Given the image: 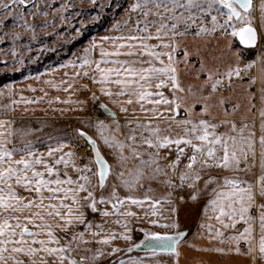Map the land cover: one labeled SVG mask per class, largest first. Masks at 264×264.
<instances>
[{"label":"snow or ice","instance_id":"6c2138e0","mask_svg":"<svg viewBox=\"0 0 264 264\" xmlns=\"http://www.w3.org/2000/svg\"><path fill=\"white\" fill-rule=\"evenodd\" d=\"M92 2L95 3V0ZM29 5L28 12L25 13L24 7ZM70 6L61 4L60 8L53 9V11L60 13ZM44 7L45 9L51 7L47 0L44 2ZM252 7L253 0H134L128 9L129 13H134L136 16L134 23H131L132 16L127 15L122 22L113 25L116 34L102 36L99 40L93 38L83 49L79 58L70 59L59 65L61 68L69 66L73 68L71 76L67 72L64 74L67 80H61L59 83L52 80L45 81L53 88H63L64 91H68L73 89L76 78L92 73L91 79L99 84V91L102 94L109 97L126 95L128 98L125 103L132 104L135 101L140 104L141 111L151 113L153 117L166 118L171 121L166 129H162L159 120L149 118H145L143 122L137 120L136 126L140 129V138L136 139L137 132L133 129L125 140H121L115 135V132L119 130L118 120L112 121L116 124V129H112L104 120H96L95 126L99 138L114 150L116 163L121 169L117 176L125 188H134L144 178L146 167L152 169L150 178L161 174L162 168L157 161L167 159L166 156H160L163 148L171 149L175 146V159L168 161L167 164L173 172L176 171L181 157L186 155L185 149H191V155L187 156L185 171L179 173L182 186L188 180H200V171L195 168L196 165H200V168L215 166L246 171L249 168L248 157L251 154L254 167L258 143L261 167L258 194L264 196V66L261 67L259 77L262 84L259 89L262 105L258 109L259 136H257L254 121L250 126L247 119H242L238 124L235 119L229 118L236 113L239 108L238 104L231 105V112H229L225 107L226 98L223 96H220L214 104L208 103L219 88L225 87L223 83L225 79H227V87L230 88L231 78L233 76L242 78V68L247 71L256 61L228 67L223 73L205 68L201 63L200 72L206 74L203 86L210 85L211 88L207 96L186 101L184 97L175 95L177 90L185 91L180 85L175 67L179 63L175 58V53L179 48V41L176 38L188 35L189 29L193 27L197 29L194 33L197 36L209 32L215 33L217 29H222L221 34L224 36H239L242 43L256 45L258 39L264 40V36H258L252 24L253 17L250 14ZM260 11L261 21L264 23V0L260 2ZM48 15L47 10L42 11L41 9V0H0V30L7 28L6 21L11 18L14 27L30 32L31 39L34 40L37 25L30 22L28 17L47 18ZM206 15L211 17L210 28L207 26ZM61 20L63 22V17ZM47 24L48 20L44 19L42 25L46 27ZM125 28L129 30L125 31ZM229 28H231V33L227 31ZM9 35L15 41L22 33L11 29L3 33L4 38ZM165 37L171 39H165ZM153 39L157 43H150ZM105 44H110L111 47L106 48ZM97 50L98 57L94 55ZM145 55L148 57L146 60L140 59ZM188 55L185 49L183 53L185 63H187ZM121 57H133V59ZM162 57H167V63ZM46 71L53 72L55 69L50 68ZM39 78L40 76L37 75L36 79ZM257 79V76H249L250 88L256 84ZM152 81H156L157 89L169 85L173 91V97L168 98L162 91L153 92L151 90ZM65 84L66 87H63ZM113 85L117 88L115 92ZM4 87L11 94V86L5 85ZM29 87L31 88V85ZM84 87L86 88L87 85ZM32 90L35 91L34 88ZM188 90L191 92V86ZM255 95V92L249 93L250 102ZM70 97L71 94L65 101H60L59 96L53 99L63 103H84V101H72ZM153 97H158V99ZM92 98L96 99L95 93H92ZM43 99L44 97L40 96L35 97L34 100L24 98V103H36ZM19 102L12 101L14 104ZM113 102L119 103V101ZM48 103L51 104L52 100ZM145 103L151 104L152 107L145 108ZM182 103L184 104V117L181 119L179 113ZM161 104L167 107H160ZM197 104L203 106L194 118L193 113ZM217 104L221 106L217 112L223 113L225 117L223 119H215L211 111ZM100 107L107 109V105L104 104ZM251 107H255V104H251ZM251 107L248 111H251ZM120 108L121 111H127L123 103L120 104ZM165 113H171V115L165 117ZM110 115L115 117L116 114L110 112ZM127 123L131 124L132 121H127ZM173 123L182 126V134L175 136L170 134ZM221 126H228V130L217 131ZM76 131L88 141L94 153L97 166L94 174L98 175L97 183L101 189L99 196L94 190L95 185L88 183L87 173L92 171L90 164L78 166L72 159L75 155L73 150L63 151L68 143L67 140L57 138L55 147L49 146L46 152L39 154L31 141L19 148L9 147L11 143L9 138L12 135L11 124L0 120V264H89L90 261L94 262L101 257L106 246L112 245L115 239L132 240V228L129 226L131 221L128 217L136 214L123 206L125 201L141 204V199L132 195L121 197L115 186L112 187L109 195H104L103 190L112 170L111 165L102 155L96 138L83 129ZM145 132L147 135L144 134ZM48 139L51 141L53 137ZM182 144L183 147H181ZM138 145H146L147 148H141ZM125 149L128 151L125 152ZM17 153H21L19 158H16ZM56 153L59 155L57 156ZM145 155L147 159L144 158ZM46 156L51 159H46ZM132 158H138L136 166L128 168L125 174L124 169L127 162ZM242 161L245 163L244 169L240 168ZM61 165L63 168L59 167ZM69 165L80 173L75 180L66 171ZM62 171L63 175H61ZM163 174L167 175V173ZM213 180L215 177L209 176L205 185L207 186ZM166 183L171 186L173 181L169 179ZM189 186L194 187V184ZM19 189H23L29 195H22ZM213 194V198L204 207V215L207 216L211 212L219 227L204 222H201L200 227L207 228L209 240L219 239L221 244L227 240L229 244L235 245L227 249L216 247L213 250L221 253L225 251L241 253V242H243L248 246L243 254L251 255L253 264H255L257 251L260 257L264 258V203L256 205L257 191L254 185L236 176H224L223 186L214 188ZM195 198L193 195L192 199ZM149 199L151 198L147 195L143 197V200ZM158 203L159 201H154L153 205ZM101 204H110L111 210L100 208ZM254 206L259 208L257 215L251 212ZM89 209L93 213L99 212L103 217L117 216L118 219L114 223L119 225L123 231L117 232L114 228L106 229L104 227L106 221L94 223L93 220L87 219ZM25 212L29 214L25 215ZM257 221L260 233L258 239L254 235ZM238 222H243L242 230L237 229L225 237L223 229H236ZM149 223L156 225L158 221L153 219ZM78 225H84V229L74 230ZM163 226L179 227L175 222ZM58 230L64 235H58ZM141 231L144 232V238L138 243L131 244L126 251L131 252L133 248L144 246L146 255L155 256L158 252H170L175 254L178 264L180 256L178 245L180 238L184 235L183 232H156L147 228ZM101 232L106 234L100 235ZM86 233H90L91 238L96 239L99 247L95 250L86 248L85 251L89 254H82L77 258L72 255L73 251L82 245L91 243ZM111 251L115 253L121 249L112 245ZM49 257L52 259L49 260ZM118 264H142V261L140 258H129L126 261H119Z\"/></svg>","mask_w":264,"mask_h":264},{"label":"rangeland","instance_id":"374dc122","mask_svg":"<svg viewBox=\"0 0 264 264\" xmlns=\"http://www.w3.org/2000/svg\"><path fill=\"white\" fill-rule=\"evenodd\" d=\"M45 0H41V9L47 10L49 15L47 18L43 16H37L35 18L28 17L30 22H33L37 25L36 28V39H31V33L25 32L22 28H16L13 25L12 19L9 18L6 21L7 28L0 30V79L6 76L13 77L18 74L21 75V78L17 80L24 79L29 76L39 75L41 73H46L47 69H59V65L66 63L70 59L79 58L83 49L88 46L89 42L92 38L100 32H97L91 36H88L85 41L77 44V41L89 32L91 27L96 29L98 25L105 22L107 23L105 29L109 27L113 32V25L117 22H122L127 15L132 16L131 23H134L136 16L134 13H129V5L134 2V0H95V3L92 0H47V3L51 5V7H44ZM260 2L261 0H253V7L250 9V14L253 17L252 24L258 30V36H264V23L261 21V11H260ZM61 4H69L70 7H66L62 12L57 13L54 12L53 9L60 8ZM29 6L24 7L25 13L28 12ZM63 17V22L61 20ZM44 19L48 20V24L46 27L42 25V21ZM207 20V26L211 27V17L205 16ZM223 19L222 17L220 18ZM199 23V21H198ZM14 30L17 32H21L22 35L13 41L11 35L7 38H4L3 33L5 31ZM79 29V31H77ZM125 31L129 29L125 28ZM154 30V29H153ZM197 29L193 27L189 29V33H195ZM103 31V30H102ZM222 29H217L215 33H206V34H221ZM231 33V28L227 30ZM234 45L239 47V50L244 58V64L250 61H256V63L248 69L251 71L249 75L257 76L258 78L261 75V67L264 66V40L258 39L256 45L243 46L239 44L237 40V36H233ZM15 49V51H13ZM243 72H245L243 70ZM17 80H11L5 82L2 86H0V119L11 121V125L13 126V138L10 140L9 147H21L24 143L31 141L34 148L37 150V154L40 152H46L49 146L55 147L56 139H64L67 140L68 143L63 149L64 152H67L69 149H72L75 153L72 158L78 166H82L84 164H90L92 171L87 173L89 180L88 183L91 185H95V192L97 196H99L101 189L98 186L97 180L98 175L94 174L96 172V164L94 160V153L91 149H89L88 141L81 137L79 133L76 131L77 129H83L84 131H88L91 136L97 139V145L105 157L111 165V172L107 177L106 186L103 190L104 195H109L111 193V189L113 186L116 187L118 194L123 197L127 195H132L134 197H138L141 201H172L174 205L175 211H173V222L179 225L178 228L169 227L166 230L158 228L156 225H152L149 223L150 220L156 219V217H150L149 210H141V209H129L131 212L135 213V216L128 217L131 221L130 227L132 228V240H125L123 238H117L112 242V245L119 247L121 251L112 253L111 248L112 245L106 246V249L103 252V255L97 260L90 261L89 264H118L121 260H128L129 258H140L142 264H155L151 262L150 255L145 254V250H136L132 249L131 252L126 251V249L134 243H138L141 239L144 238V232L141 229L147 228L150 231H166L168 233H175L176 231L183 232L184 235L180 238V243L182 241L188 239L190 236L195 233L201 234L203 239H208V231L206 227H200L201 222L212 223L215 227H219L215 216L209 212L207 216L204 215V207L207 205L208 201L213 198V189L218 186H223V177L224 176H236L242 181L250 182L254 185V189L256 190L257 180L261 174L260 167V151L259 145L257 143L256 147V160L255 166H252V156L249 154L248 157V165L249 168L246 171H236L234 169H224L222 167H204L200 168V165H196L195 168L200 171V180L192 181L188 180L183 183L181 186V181L179 179V173L181 171H185V164L187 163V156L191 155V149H185L186 155L181 157L180 163L178 164L176 171L173 172L170 167H167L168 161L175 159L176 152L175 146L171 149L163 148L160 151V156H166L167 159H160L157 161L161 165L162 172L159 175H156L153 178H150L152 169L146 167L144 169L145 176L144 178L132 189L125 188L121 182L117 173L121 171L120 167L116 163V157L114 154V150L109 148L103 140L99 138V134L97 132L95 123L97 119L104 120L106 124H108L112 129H116V124L112 123L113 120L119 121V130L115 132L117 138L121 140H125L127 135L135 129L137 132L136 139H139L140 129L136 126V121L140 120L144 121L145 118L159 120L160 127L162 129H166L167 124L171 123L166 118L153 117L148 114H137V113H120L117 118L108 115L102 107L101 104H105L103 99L96 97L91 101V107H85L84 112L81 114H67L63 115V119L59 120H50L44 121L40 120L38 116L29 115L27 113L13 114L12 110V102H11V94H9V90L5 88V85L12 86L11 83H14ZM262 87L261 80L257 79L256 82V93H257V107L260 108L261 101L260 100V91L259 89ZM12 93V91H11ZM90 107V108H89ZM257 113L253 120H247L249 125L251 126L252 122H255L256 133L259 136V124L260 117ZM166 117V116H165ZM184 114L179 113V118H183ZM127 121H132L131 124L127 123ZM241 120H237L239 124ZM228 130V126H221L217 129L219 132H225ZM107 134V133H105ZM147 135V133H144ZM171 135L175 136L177 134H182V126H178L176 124H172ZM53 137L50 141L48 138ZM141 148H147L146 145H138ZM183 147V144L181 145ZM128 149H125L127 152ZM148 151H152V149H148ZM21 153L16 154V158H19ZM58 156L59 153H56ZM93 157V159H89ZM46 159H51L49 157H45ZM147 159V155L144 157ZM138 158H132L127 162V166L124 169L125 174H127L128 168H134L136 166V161ZM63 168V166H59ZM240 168H245V163L242 161L240 164ZM67 173L72 176L75 180L80 173L77 172L71 165H69L66 169ZM163 173H167L164 175ZM63 175V171L61 172ZM209 176L215 177V180L205 185V181L209 179ZM172 180L173 184L170 186L166 183L167 180ZM190 184H194V187H190ZM22 195H29L23 191V189H19ZM257 191V190H256ZM47 195V193H46ZM148 196L151 199L143 200L144 196ZM195 195V199H192V196ZM129 201H125L123 208H127ZM47 203V201H46ZM258 203V193L256 195V204ZM100 208H108L111 210L110 204H101ZM123 208L121 210H123ZM255 208V206H254ZM155 212V210H152ZM156 216H161L165 211L160 210L157 211ZM253 215H257L258 211L251 209ZM25 215L29 214L27 212ZM87 219L93 220L94 223H104V227L114 228L117 232L123 231V229L114 223L117 216H107L103 217L99 212H91V210H87ZM157 220V219H156ZM164 221L160 218L158 223ZM166 221H170L166 220ZM55 223V221H53ZM161 224H167V222H163ZM172 224V223H171ZM31 227V225H29ZM243 222H238L236 229L228 228L223 229L224 236H228L229 233L236 231L237 229L242 230ZM84 225H78L74 230H83ZM58 235L63 236L64 233L58 230ZM106 233L101 232L100 235H104ZM87 238L91 239L90 244L82 245L80 248L75 249L72 255L77 258L80 255H88L85 251L86 248H92L95 250L99 245L96 243L95 238H91L90 233L85 234ZM214 235V232H213ZM213 241H218L219 239H212ZM247 245L241 242V249L247 250ZM25 259H27L25 257ZM52 258L49 257V260ZM161 264V263H159ZM162 264H167V262H162Z\"/></svg>","mask_w":264,"mask_h":264},{"label":"crops","instance_id":"0c3cea01","mask_svg":"<svg viewBox=\"0 0 264 264\" xmlns=\"http://www.w3.org/2000/svg\"><path fill=\"white\" fill-rule=\"evenodd\" d=\"M255 27V26H254ZM256 28V27H255ZM257 30V29H256ZM116 34L114 31L112 32L109 27L95 35L93 38L99 40L100 37L105 35H114ZM258 34V30H257ZM92 38V39H93ZM165 39H171L170 37H165ZM179 41V48L175 53L176 60L179 61L175 65L179 82L181 87L184 88V92L176 91L175 95H179L184 97L186 101H191L192 99H200L202 96H207V94L211 91L210 85L203 86L204 80L206 79V74L200 72L201 63L203 66L208 69H212L214 72L223 73L228 67H234L237 64L243 65L244 58L239 50V47L234 45V38L231 35L224 36L222 34H202V35H195L194 33H189L185 36H180L176 38ZM237 40L239 44L243 46H249L240 41L239 36H237ZM150 43H157L155 39L151 40ZM104 47L110 48V44H105ZM187 49L189 55L187 58V63L184 62L183 53L184 50ZM95 56H99L98 50L94 53ZM124 59H133V57H121ZM147 55L144 57H140V59H147ZM162 59L167 63V57H162ZM159 63V62H157ZM245 71V70H244ZM68 73L71 76L73 72V68L71 66L67 68H59L55 69L53 72H46L39 74L40 78L36 79L37 75L29 76L21 80H17L14 83H11V102L12 101H20L19 103H12V110L13 114H20L27 113L29 115L38 116L40 120L50 121V120H59L63 119V115L67 114H81L84 112L85 107H91L92 93L96 94V97L103 99L104 105H107V109L104 111L109 115L110 112H114L115 118L119 116L120 113H124L125 111H121L120 104H124V107L127 108L126 113H137V114H148L144 111H141L140 104L136 103L135 101L132 104L125 103L127 100V96L117 97L112 96L109 97L106 94H102L99 91V84H96L91 79L92 73H89L88 76H80L76 78V83L74 84L73 89H69L68 91H64L63 88L57 89L53 88L50 84L45 83L47 80H52L55 83H59L61 80H67L68 78L65 77V73ZM251 71L243 72V68L241 70V77L238 78L233 76L232 86L229 88L227 87V79L223 81L225 87L219 88L212 97L208 100V103L214 104L216 100L223 96L226 98V105L228 111L231 112V105L238 104L239 108L237 109L236 113L230 116V119H235L236 121L247 119L253 120L257 113V93H256V84L253 85L251 88L249 87L248 80ZM199 73V75H198ZM259 80V78H258ZM31 85V88L29 87ZM84 85H87L85 88ZM189 86H191V92H189ZM66 87V84L63 86ZM35 89L33 91L32 89ZM151 90L155 91H162L165 96L168 98L173 97V91L169 85L163 86L161 89L156 88V81H152ZM113 91H117L116 86L113 85ZM255 92V97L252 98L251 102L249 101V93ZM45 93L47 95L45 96ZM71 94L72 101H84V103H63L60 101H65L69 99V95ZM44 97L43 100L36 102V103H24V98H32L33 100L35 97ZM60 97V101H56L54 97ZM157 98L158 97H153ZM52 100V103L49 104L48 101ZM113 101H119V103H114ZM260 102V100H259ZM251 104H255V107H251ZM202 104H197L195 107V111L193 113V117H196V114L199 113ZM89 107V108H90ZM145 108L152 107L151 104L145 103ZM160 107L166 108L167 105L161 104ZM221 106L216 105L211 111L215 119H223L225 118L222 112H217ZM251 107V111L248 109ZM184 104H181L180 113H183ZM135 109V110H134ZM259 109V108H258ZM63 110V111H62ZM259 114V112H258ZM165 116L171 115V113H165ZM152 116V115H151ZM208 118V117H205ZM2 120V119H0ZM6 121V120H5ZM8 121V120H7ZM9 122V121H8ZM11 124V121H10ZM7 127V125L5 126ZM11 131H13V126L11 125ZM87 132L89 135L90 133ZM13 138V133L10 140ZM256 190L258 193V180L256 184ZM127 203V202H126ZM264 203V196H260L258 194V203ZM128 209H141V210H149L150 217H156L157 221H160V218L163 219V222H167V224L173 223V209L174 205L172 201H160L158 204L153 205V201H142L141 204H132L130 201L127 203ZM254 210L259 212V208L255 206L253 207ZM152 210L157 211L164 210L165 212L161 214V216H156L157 214L153 215ZM257 212V213H258ZM155 219V220H156ZM166 221V220H169ZM157 223V227L166 230L169 227H164L163 224ZM165 225V224H164ZM244 227V225H243ZM242 227V228H243ZM256 231L254 235L259 237V227L258 221L255 225ZM166 232V231H161ZM227 237V236H226ZM235 245L229 244L227 240L223 244H221L220 240L213 241L209 239H203L201 234L195 233L194 235L190 236L188 239L182 241L178 245V250L180 252V256L178 259V264H253L252 256L251 255H244L243 253L247 250H242L241 253H236L234 251H225L223 253L214 251L213 249L216 247H234ZM255 264H264V258H261L258 251L255 254ZM151 262L158 264L162 262H167V264H177V257L175 254L170 252H158L155 256H151Z\"/></svg>","mask_w":264,"mask_h":264},{"label":"trees","instance_id":"16d2710c","mask_svg":"<svg viewBox=\"0 0 264 264\" xmlns=\"http://www.w3.org/2000/svg\"><path fill=\"white\" fill-rule=\"evenodd\" d=\"M106 25H107V23L103 22V23H101L100 25H98V26L96 27V29H95V28L93 29V28L91 27V29H89L90 31L87 32L85 35H83V36L79 39V41H77V44L82 43L83 41H85V40L87 39L88 36H91V35H93V34H95V33H97V32H100V31L104 30L105 27H106ZM19 78H21V75H18V74L14 75L13 77H11V76L3 77V78L0 79V86H2V85H3L5 82H7V81L17 80V79H19Z\"/></svg>","mask_w":264,"mask_h":264},{"label":"water","instance_id":"95a60500","mask_svg":"<svg viewBox=\"0 0 264 264\" xmlns=\"http://www.w3.org/2000/svg\"><path fill=\"white\" fill-rule=\"evenodd\" d=\"M106 111V110H105ZM89 149H91V145H89V147H88ZM147 243V242H146ZM136 250H145L144 249V246H141L140 248H135Z\"/></svg>","mask_w":264,"mask_h":264}]
</instances>
